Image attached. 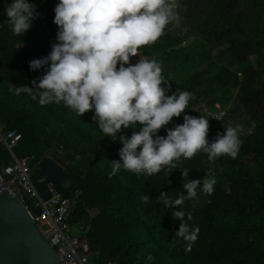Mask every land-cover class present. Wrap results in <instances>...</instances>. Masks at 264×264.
<instances>
[{
  "label": "trees",
  "instance_id": "1",
  "mask_svg": "<svg viewBox=\"0 0 264 264\" xmlns=\"http://www.w3.org/2000/svg\"><path fill=\"white\" fill-rule=\"evenodd\" d=\"M187 1L200 2L208 18L199 25V43L181 47L183 35L164 31L155 43L139 50L141 56L159 57L164 66L176 70V79L162 70L171 85L168 95L188 91L195 97L185 113L166 127L182 124L187 114L209 119L208 140L221 133L219 121L193 108L214 93V86L235 93V104L248 116L243 127L251 122L253 127L240 136L242 144L235 159L222 155L209 162L207 154L199 151L191 159L173 161L176 168L166 166L151 176L121 168L110 177L109 161L119 159L121 145L104 137L92 120L93 112L79 116L63 103L41 106L38 98L8 90L9 84L31 87V81L43 74V69L30 70L28 62L50 52L57 32L53 9L59 0H29L36 4L39 16L21 37L13 35L6 22L4 5L11 0H0V125L20 135L12 153L29 160L31 173L50 153L71 181L67 202L73 210L64 222L80 227L91 264H264V33L237 37L243 32L247 11H255L246 7V0ZM263 16L264 11L251 14L249 25ZM252 52L256 67L246 65L240 78L219 61L220 56H230L240 66ZM215 101L226 102L211 99V108ZM255 105L257 110L249 111ZM121 134L130 137L132 129H122ZM158 134L166 132L161 129ZM8 159L0 149V166ZM184 169L189 174L183 178ZM209 173L217 181L212 195L198 189V199L183 205L193 214L189 224L200 228L189 251L183 239L173 242L181 222L172 218L176 209L166 208L156 198L167 192L176 199L184 192L182 179L202 180ZM143 194L148 195V203L142 202ZM149 255L151 261L146 259Z\"/></svg>",
  "mask_w": 264,
  "mask_h": 264
},
{
  "label": "clouds",
  "instance_id": "2",
  "mask_svg": "<svg viewBox=\"0 0 264 264\" xmlns=\"http://www.w3.org/2000/svg\"><path fill=\"white\" fill-rule=\"evenodd\" d=\"M179 7L177 0H59L53 9L55 42L48 55L28 62L30 70L43 69V74L31 81V87L9 84L8 90L38 98L41 106L63 103L79 116L93 112L92 120L104 137L121 145L119 159L109 161L110 177L121 168L151 176L166 166L176 168L173 161L191 159L199 151L207 154L209 162L222 155L235 159L242 144V125L223 128L212 142L207 139L209 119L202 116L185 114L182 124L166 127L185 113L195 97L188 91L168 95L171 85L162 75V61L139 54L170 23H179ZM4 13L13 35L19 37L31 30L39 16L36 4L29 0H11ZM133 57H138L135 63ZM129 128L130 137L121 134ZM161 129L166 135L158 134ZM181 174L188 177L189 170ZM216 182L215 176L182 179L184 192L176 199L167 192L156 198L166 208L176 209L172 218L181 222L173 242L183 239L189 251L200 228L189 224L193 214L183 205L198 199V189L211 196ZM141 199L149 201L146 194Z\"/></svg>",
  "mask_w": 264,
  "mask_h": 264
},
{
  "label": "built area",
  "instance_id": "3",
  "mask_svg": "<svg viewBox=\"0 0 264 264\" xmlns=\"http://www.w3.org/2000/svg\"><path fill=\"white\" fill-rule=\"evenodd\" d=\"M19 138L17 132L4 131V126L0 125V149L9 158L6 164L0 166L1 184L9 195L24 205L36 229L52 247L58 264H91L89 255L82 251L85 242L80 227H69L64 222L63 214L70 206L67 200L62 199L50 183L45 186L49 197L43 200L31 183L29 160L13 155L12 150ZM32 207L39 208L37 216L29 211ZM72 228L77 231L72 233Z\"/></svg>",
  "mask_w": 264,
  "mask_h": 264
},
{
  "label": "water",
  "instance_id": "4",
  "mask_svg": "<svg viewBox=\"0 0 264 264\" xmlns=\"http://www.w3.org/2000/svg\"><path fill=\"white\" fill-rule=\"evenodd\" d=\"M37 171L30 176L31 183L43 200L49 195L46 184L50 183L58 195L67 200L72 183L61 168L53 161L42 158L37 163ZM73 210L68 206L63 218ZM33 215L40 213L38 207L29 210ZM82 251L87 246L82 245ZM0 264H58L54 251L36 229L24 205L9 195L0 182Z\"/></svg>",
  "mask_w": 264,
  "mask_h": 264
},
{
  "label": "rangeland",
  "instance_id": "5",
  "mask_svg": "<svg viewBox=\"0 0 264 264\" xmlns=\"http://www.w3.org/2000/svg\"><path fill=\"white\" fill-rule=\"evenodd\" d=\"M179 3L180 7L177 9V12L179 14V23L173 22L170 23L164 31L170 33V34H180L184 36L183 43L181 44V47H188L191 45H197L199 43L198 37L200 35V28L199 25L202 24L204 21L208 20L204 9L202 8V4L197 1H187V0H177ZM246 7L251 10L255 11H247L248 17L244 19V24H243V32L242 34H237V37L239 39H244L243 34L247 35L248 37L251 35H263L264 31V16L256 20L257 23L253 24L252 26L249 25L248 21L251 20V14L255 12H261L264 11V0H246L245 2ZM249 28H253L250 30ZM215 51V49H214ZM254 52V50H253ZM253 52L247 56V62L245 64H241L240 66H237L234 64L233 59L230 56H220L219 61L228 66L232 72H236L238 78L239 73L241 70L246 67V65H251L253 68L256 67V60L257 57ZM140 54V53H139ZM141 55V54H140ZM157 60L161 61L159 57H156ZM138 59V57H133L131 58V62L135 63V61ZM204 66V65H203ZM201 66L200 68H202ZM199 69V67H197ZM162 70L165 71L171 78L176 79L178 76L175 73L176 70L173 68H170L169 66H164L162 64ZM214 93H212L209 97L203 98L202 101H200L197 105H195L193 108L200 113L204 115H208L210 117H213L216 121H219L221 126H222V132L220 134H223L224 129L228 126H233L235 127L236 125H242L244 121L247 120V112L244 111L239 104H235V93L233 94H227L224 91L220 90L218 86H214ZM214 98H219L226 100V102H218L215 101L213 104V108L210 107L209 101ZM256 108L255 106H252L249 108V111L252 110L254 112ZM213 109V110H212ZM246 127H243L242 125V133L240 136L243 134H246L250 131V129L253 127V123H249V125ZM217 133L212 134L209 137L210 142L214 140L216 137ZM43 158L49 159L53 161L55 164V158H51L50 153L46 154L43 156ZM58 165V164H57ZM59 166V165H58ZM60 167V166H59ZM61 168V167H60ZM38 170V169H37ZM209 176H213L212 173H209ZM77 230L75 228L71 229V232L74 233Z\"/></svg>",
  "mask_w": 264,
  "mask_h": 264
}]
</instances>
